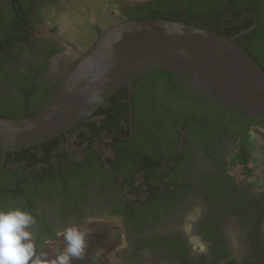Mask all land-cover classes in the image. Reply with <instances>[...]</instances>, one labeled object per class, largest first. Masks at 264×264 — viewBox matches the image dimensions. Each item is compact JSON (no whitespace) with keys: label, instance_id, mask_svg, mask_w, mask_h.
I'll return each instance as SVG.
<instances>
[{"label":"flooded vegetation","instance_id":"obj_1","mask_svg":"<svg viewBox=\"0 0 264 264\" xmlns=\"http://www.w3.org/2000/svg\"><path fill=\"white\" fill-rule=\"evenodd\" d=\"M146 1H124L121 10ZM202 1L216 9L225 6L211 27L216 32L243 39L244 45H250L246 35L258 27L264 32V0ZM62 6L63 0H0V108L31 115L77 59L80 53L70 56L61 39L44 28L49 12ZM166 84L152 75L135 86L140 125L134 130L129 121L122 122L126 137L101 129L102 111L83 122L100 128L92 144L76 143L87 130L83 123L58 137L53 155L65 150L68 158L54 157L52 166L67 174L57 173L51 183L40 181L48 164L1 157L4 171L30 175H0V210L33 215L37 253L68 227L107 223L120 232L113 250L116 264H264V175L242 157L247 145L258 152L257 143L243 141L258 131L264 135V127L230 125L205 133L199 109L169 97ZM146 116L159 127L162 140L154 126L143 129ZM31 151L45 154L41 147ZM128 151L135 152L130 159L124 155ZM90 152L93 164L87 162ZM140 156L152 158L149 171L134 166Z\"/></svg>","mask_w":264,"mask_h":264},{"label":"water","instance_id":"obj_2","mask_svg":"<svg viewBox=\"0 0 264 264\" xmlns=\"http://www.w3.org/2000/svg\"><path fill=\"white\" fill-rule=\"evenodd\" d=\"M153 72L173 75L221 108L264 120V70L236 36L172 19L124 18L95 36L38 112L0 117L2 157L60 137L122 88L131 127L133 83Z\"/></svg>","mask_w":264,"mask_h":264},{"label":"trees","instance_id":"obj_3","mask_svg":"<svg viewBox=\"0 0 264 264\" xmlns=\"http://www.w3.org/2000/svg\"><path fill=\"white\" fill-rule=\"evenodd\" d=\"M218 3L222 4L220 0H218ZM225 9V6L222 5L220 9H216L212 5H210L208 2L202 1V0H166V1H159V0H149L146 2H142L138 4L135 7H129L125 10H121L123 13V18L125 19H154V18H163V19H172L176 21H181L187 24H193L198 27H204L210 30H213L211 27L216 26V20L217 17L221 15L222 11ZM246 36H249L251 39L250 45H244L243 39H237V41L246 49V51L254 58V60L260 65V67L264 70V32H262V26L259 29H255L253 33H250ZM258 50V52H256ZM155 75L158 77V79H165L167 81V88H168V95L169 97L174 96L181 101L188 102L189 106L192 110L199 109V117L201 118L202 128L205 133H209L213 131V129H223L224 126H230V125H240V126H249L250 124H258V126L264 127V120L263 119H255L251 118L249 116L235 113L232 111H229L227 109L221 108L218 105H215L208 100L204 99L203 97L199 96L189 88H187L179 79L174 77L173 75L166 73V72H153L150 74H147L146 76L140 78L136 82L133 83V92H132V127L134 130L139 127V122L137 120V103L135 99V86L139 84L140 82L146 80L149 76ZM58 85V84H57ZM57 85L54 86L53 90L49 92L46 99L43 101L42 105L39 107L38 110L33 112L31 115L38 112L47 102L50 95L53 93V91L56 89ZM172 86H179L178 89L173 90ZM185 86V87H184ZM185 89H184V88ZM128 90L127 88H122L115 92L99 109L96 110V114H100L102 111V115H104V118L102 119V128L103 130H106L107 132L116 133V135H120L123 137L128 136L129 130H124V125L122 122H125L128 124ZM107 105H109V108H106ZM177 114H180V112H176ZM29 115V116H31ZM0 117L4 118H10V119H20L25 118L18 115V112L7 110L0 108ZM169 119H173L174 115L168 113ZM176 122H179L177 120ZM83 126L87 127V130L82 131L79 135H77V138L79 140L76 141L77 144H81L85 141L90 142L92 144L93 139L96 135H98L100 132V128L98 129V126L94 122H90L88 124L83 123ZM143 129L145 127L152 128L153 126L157 130V137L162 140L164 137L159 132V127L155 126V123L152 121L151 117H145L144 118V124H142ZM78 128V127H77ZM245 135V134H244ZM138 140L141 141L140 135H138ZM136 137V133L131 136L126 143H132L134 142ZM153 134H148V139L152 138ZM146 142L147 140H143ZM59 138L55 137L52 138L46 142H43L40 145H35L27 148H23L16 152H7L4 155V158H6L7 161H16L20 163L23 160H26L28 164H36L38 162L43 164H48V167L44 169L43 175L40 178V181H49L50 183L53 181V179H56V174L58 173L60 176L66 175V171L60 169L57 173L54 171V167L52 166V160L54 157H58L61 159H67L68 158V152L63 150L62 152H57L56 155H53L52 150L55 148L57 149L59 147ZM117 143H124V141L118 137H116ZM177 142V141H176ZM245 142V139L244 141ZM246 143V142H245ZM38 147H41L43 150H45V154L43 156L38 157L37 152H32L31 150L37 149ZM245 155H242V157H247L249 154V148L248 145L245 146ZM135 154V152H132L129 154L128 152H125L124 155L128 157V159L132 158ZM2 157V152L0 151V159ZM89 164H93V156L92 152L87 155ZM156 157H154L155 159ZM139 161L135 163L134 166L139 167V169L149 171L152 166L153 160L150 159H142V156H140ZM134 164V163H131ZM61 164L57 165L59 167ZM20 170L16 171H4L3 168L0 166V175L1 176H8L11 175L16 177H27L29 173H26L25 171L19 173ZM263 175H264V156H263V169H262ZM30 174L39 175L37 172H31ZM30 176V175H29ZM147 179V178H146ZM149 181V180H148Z\"/></svg>","mask_w":264,"mask_h":264},{"label":"rangeland","instance_id":"obj_4","mask_svg":"<svg viewBox=\"0 0 264 264\" xmlns=\"http://www.w3.org/2000/svg\"><path fill=\"white\" fill-rule=\"evenodd\" d=\"M124 1L131 0H63L60 12H49L44 28L61 39L70 56L79 54L100 31L124 19L121 15ZM250 135L251 139H245V142L257 143L258 152L248 145L249 154L245 163L263 174L260 170L263 167L264 135L259 131ZM253 175L258 177V173ZM80 230L87 233L85 254L82 259H73L71 264H116L113 250L120 238L117 226L103 223L101 227L93 225ZM56 240L46 246L44 253L49 261L66 247L63 232Z\"/></svg>","mask_w":264,"mask_h":264},{"label":"clouds","instance_id":"obj_5","mask_svg":"<svg viewBox=\"0 0 264 264\" xmlns=\"http://www.w3.org/2000/svg\"><path fill=\"white\" fill-rule=\"evenodd\" d=\"M35 223L33 215L26 211L0 210V264H71L73 259L84 257L87 233L77 226L63 230L66 247L54 259L49 261L46 253H37L30 231Z\"/></svg>","mask_w":264,"mask_h":264}]
</instances>
